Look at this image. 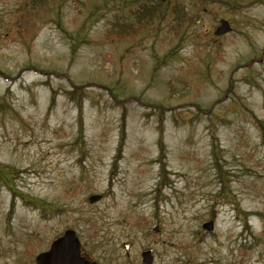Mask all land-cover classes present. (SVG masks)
Returning a JSON list of instances; mask_svg holds the SVG:
<instances>
[{
  "label": "rangeland",
  "instance_id": "1",
  "mask_svg": "<svg viewBox=\"0 0 264 264\" xmlns=\"http://www.w3.org/2000/svg\"><path fill=\"white\" fill-rule=\"evenodd\" d=\"M60 1L62 30L41 14L26 48L25 0H0V264H34L69 225L100 264H264V0L210 3L165 65L164 31L104 41L116 0H93L70 59L93 7Z\"/></svg>",
  "mask_w": 264,
  "mask_h": 264
},
{
  "label": "trees",
  "instance_id": "2",
  "mask_svg": "<svg viewBox=\"0 0 264 264\" xmlns=\"http://www.w3.org/2000/svg\"><path fill=\"white\" fill-rule=\"evenodd\" d=\"M74 4L78 6L76 8V14H84L86 12L83 9L93 7V10L86 16V20L76 30L74 34H67V38L71 40L70 59L75 57V53L79 43H86L87 40L84 35L85 25H88L91 17L97 12V6L95 2L99 0H72ZM122 10H125V18H119L118 15L113 16V20H109L107 28L105 30L103 39L108 43H124L126 41L135 40L141 33L148 30H154L155 32L164 31L162 42L168 45V50L163 56L158 57L156 62L162 61V65H165L167 61H171L178 57L179 49L184 45L191 37L196 38L198 34L195 32V26L197 25L200 14L207 11V6L210 3H216L219 6H227L231 3V0H194L187 3L172 2L171 0H116ZM113 0H106V4ZM264 3V1H262ZM50 5L54 7H60V0H25V3L21 7L15 9L17 18L14 21L16 28V39L19 40L26 48L29 47V43L36 35V20L41 14L45 15V18L40 21L45 23L47 20L55 22L59 29L61 28V19L59 17L56 20L51 19L50 14L53 12ZM118 5H113L118 6ZM106 6V5H105ZM80 7V8H79ZM99 8V7H98ZM88 11V10H87ZM84 16V15H82ZM21 29L18 33L17 31ZM66 34L67 32L63 30ZM217 40L212 37L211 41ZM89 41V40H88ZM76 43V44H75ZM167 60V61H166ZM158 65L155 64L151 71V81H154L158 73ZM34 71L39 69L31 67ZM156 81V80H155ZM154 81V82H155ZM52 102V101H51ZM194 106H197L193 104ZM153 108L156 106L151 105ZM159 121H163L162 112ZM262 125V123H259ZM161 136V130H159ZM263 132V131H262ZM159 136V139H160ZM123 136L118 143V151L122 146ZM11 171L8 167L0 169V180L9 183L8 175Z\"/></svg>",
  "mask_w": 264,
  "mask_h": 264
},
{
  "label": "water",
  "instance_id": "3",
  "mask_svg": "<svg viewBox=\"0 0 264 264\" xmlns=\"http://www.w3.org/2000/svg\"><path fill=\"white\" fill-rule=\"evenodd\" d=\"M229 31L228 22L221 20L214 31V35L221 36ZM98 199L99 196L94 195L89 198V202L93 203ZM203 228L211 231L212 222L203 224ZM141 258L143 264L152 263V255L149 251L143 252ZM35 262V264H88V262L79 257V243L72 231H66L62 237L55 240L47 252L41 253L36 257Z\"/></svg>",
  "mask_w": 264,
  "mask_h": 264
},
{
  "label": "flooded vegetation",
  "instance_id": "4",
  "mask_svg": "<svg viewBox=\"0 0 264 264\" xmlns=\"http://www.w3.org/2000/svg\"><path fill=\"white\" fill-rule=\"evenodd\" d=\"M103 199H104V197H103ZM101 200H102V199H101ZM77 216H80V215L78 214ZM66 230H72V231L75 232L76 237H77V239H78V241H79V243H80V247H79V256H80L81 258H83L86 262H88L89 264H100V263H98V262L92 257V254H91V252H90L89 247H88V249H85V248L82 249V244H81V242H80L79 236L77 235L78 232H77V230L75 229V227H74L73 225H69V226H67V227L62 231V233L60 232V233H59V234H58L53 240H56L57 238H59L60 236H62V234H63L64 231H66ZM152 232L157 234V232H158V227H157V229H155V227H154V228L152 229ZM263 236H264V233H263ZM245 249H247V248H245L244 245H241L240 248H239V250H240L241 252L244 251Z\"/></svg>",
  "mask_w": 264,
  "mask_h": 264
},
{
  "label": "bare ground",
  "instance_id": "5",
  "mask_svg": "<svg viewBox=\"0 0 264 264\" xmlns=\"http://www.w3.org/2000/svg\"><path fill=\"white\" fill-rule=\"evenodd\" d=\"M2 75H4V74L2 73Z\"/></svg>",
  "mask_w": 264,
  "mask_h": 264
}]
</instances>
